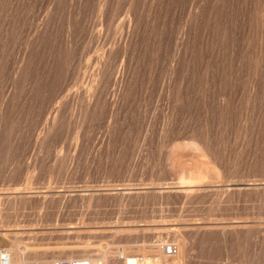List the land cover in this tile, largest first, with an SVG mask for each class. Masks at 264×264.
<instances>
[{"label": "rangeland", "instance_id": "rangeland-1", "mask_svg": "<svg viewBox=\"0 0 264 264\" xmlns=\"http://www.w3.org/2000/svg\"><path fill=\"white\" fill-rule=\"evenodd\" d=\"M0 249L264 264V0H0Z\"/></svg>", "mask_w": 264, "mask_h": 264}, {"label": "built area", "instance_id": "built-area-1", "mask_svg": "<svg viewBox=\"0 0 264 264\" xmlns=\"http://www.w3.org/2000/svg\"><path fill=\"white\" fill-rule=\"evenodd\" d=\"M166 249L168 254L174 252L173 246H169ZM0 264H13L11 255L7 249H0ZM55 264H92V262L88 258H82L76 260H58Z\"/></svg>", "mask_w": 264, "mask_h": 264}, {"label": "bare ground", "instance_id": "bare-ground-1", "mask_svg": "<svg viewBox=\"0 0 264 264\" xmlns=\"http://www.w3.org/2000/svg\"><path fill=\"white\" fill-rule=\"evenodd\" d=\"M189 184V183H188ZM200 184V183H199ZM233 188V187H232ZM205 189V188H204ZM235 189V188H234ZM202 191V190H201ZM234 223V222H233ZM226 226V225H225ZM199 227H201V226H199ZM206 227H208V226H206ZM210 227V226H209ZM211 227L213 228V227H216V228H218V227H220V226H218V225H211ZM223 227V226H222ZM227 227V226H226ZM242 227V226H241ZM247 227V226H246ZM237 228V227H236ZM203 229V228H202ZM207 229V228H206ZM205 229V230H206ZM214 229V228H213ZM219 229V228H218ZM226 229V228H225ZM230 229H231V227H230ZM235 229V228H234ZM238 229V228H237ZM239 229H241L240 227H239ZM216 230V229H215ZM16 249V248H15ZM181 251H182V249H181ZM8 252H9V250H8ZM10 253V255H11V258H12V261H13V264H26L25 263V261L26 260H24L23 259V257H22V255L21 256H15L13 253H11V252H9ZM16 253V252H15ZM18 253V252H17ZM166 253H167V251H166ZM168 254V253H167ZM173 254V253H172ZM160 255H161V258H160V262L162 263V264H172L173 262H172V257L170 258V256L168 257H165L163 254H162V252L160 253ZM82 258H85V257H70V259H68V260H76V259H82ZM179 258V257H178ZM90 259V258H89ZM175 259V258H174ZM93 260V259H92ZM179 261H181V260H179ZM178 261V262H179ZM92 262V264H101L99 261L98 262H95V260L94 261H91Z\"/></svg>", "mask_w": 264, "mask_h": 264}]
</instances>
